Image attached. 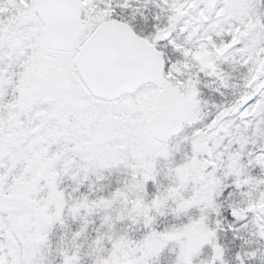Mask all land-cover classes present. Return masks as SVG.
<instances>
[{
	"label": "snow or ice",
	"instance_id": "1",
	"mask_svg": "<svg viewBox=\"0 0 264 264\" xmlns=\"http://www.w3.org/2000/svg\"><path fill=\"white\" fill-rule=\"evenodd\" d=\"M0 264H264V0H0Z\"/></svg>",
	"mask_w": 264,
	"mask_h": 264
}]
</instances>
